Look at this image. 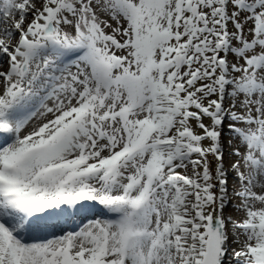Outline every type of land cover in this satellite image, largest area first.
Wrapping results in <instances>:
<instances>
[{
	"label": "snow or ice",
	"instance_id": "1",
	"mask_svg": "<svg viewBox=\"0 0 264 264\" xmlns=\"http://www.w3.org/2000/svg\"><path fill=\"white\" fill-rule=\"evenodd\" d=\"M0 264H264V0H0Z\"/></svg>",
	"mask_w": 264,
	"mask_h": 264
}]
</instances>
